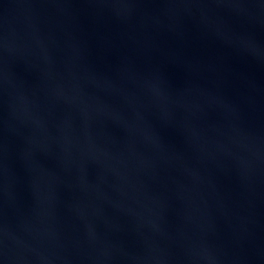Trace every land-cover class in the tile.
Wrapping results in <instances>:
<instances>
[{
    "label": "water",
    "instance_id": "95a60500",
    "mask_svg": "<svg viewBox=\"0 0 264 264\" xmlns=\"http://www.w3.org/2000/svg\"><path fill=\"white\" fill-rule=\"evenodd\" d=\"M0 264H264V0H0Z\"/></svg>",
    "mask_w": 264,
    "mask_h": 264
}]
</instances>
